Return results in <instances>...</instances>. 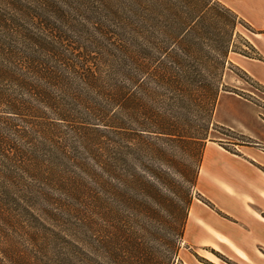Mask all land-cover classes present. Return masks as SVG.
Instances as JSON below:
<instances>
[{
  "label": "trees",
  "instance_id": "trees-1",
  "mask_svg": "<svg viewBox=\"0 0 264 264\" xmlns=\"http://www.w3.org/2000/svg\"><path fill=\"white\" fill-rule=\"evenodd\" d=\"M83 3L29 29L0 9V264H175L211 132L245 139L219 95L258 107L228 54L263 58L218 0Z\"/></svg>",
  "mask_w": 264,
  "mask_h": 264
},
{
  "label": "crops",
  "instance_id": "crops-1",
  "mask_svg": "<svg viewBox=\"0 0 264 264\" xmlns=\"http://www.w3.org/2000/svg\"><path fill=\"white\" fill-rule=\"evenodd\" d=\"M218 1L264 30L258 17L263 9L257 7L260 0ZM253 47L263 61L236 53H230L228 60L264 86V42H253ZM256 107L236 94L218 97L215 123L237 131L250 143L237 146L236 154L213 141L204 145L194 187L196 199L183 232L187 249L195 253L224 250L239 264H264V122ZM184 264L201 263L188 259Z\"/></svg>",
  "mask_w": 264,
  "mask_h": 264
},
{
  "label": "rangeland",
  "instance_id": "rangeland-1",
  "mask_svg": "<svg viewBox=\"0 0 264 264\" xmlns=\"http://www.w3.org/2000/svg\"><path fill=\"white\" fill-rule=\"evenodd\" d=\"M70 2L71 0H0V9L8 12L9 16L17 19L18 22L21 23V25L26 29H29L32 26V24H35L41 21V18H39L40 16L38 17L37 14L42 15L45 18H48L50 11H54V6H55L54 4H57L58 8H62V10L68 11L72 13L73 15L79 14L83 17L86 15L88 16V8L85 7L84 3L80 7V10L74 13L73 7H75V5L71 7L69 4ZM15 5L20 6L21 11L16 13L15 10L10 9L14 7ZM258 6L263 8L262 14L258 15V17L260 19L259 20L260 24H262L264 27V2L263 0H260L259 5H257V7ZM243 21L247 29L241 26L238 27L235 30V34L239 35V37L238 38H235V36L233 37V44L235 47V49L233 48V50H236V51H240V50L242 51L243 49L246 50L245 46L243 45L244 42H249L252 46H253V42H264V30H258L253 24L247 22L245 19ZM66 27H67V24H66ZM230 53H235V52H229V54ZM249 55L253 56L252 52H249ZM228 62L231 63L229 60ZM231 66L232 67H230V69L232 71L227 69L223 75L224 85L232 89L233 87H237L238 90L240 89L244 93L251 94L252 96L254 95L255 100L258 104V107H256L257 111L260 113L261 115L260 118L264 122V93L255 90L250 85L246 84L244 81L239 79V77L236 75V73L239 74V72H237L238 67L235 66L234 64H232ZM213 118H214V114H213ZM213 118H212L213 123L217 124L215 123ZM215 128L216 129L212 131L210 134L211 139L217 144L218 143L222 144L223 147H225L226 149L230 151H236L237 146H240V144H242L240 142L241 140L247 142L246 137L245 139H241L237 137L235 133L233 134L226 133L222 129H219L217 127ZM235 132L239 134L237 131ZM180 152L181 150H176L175 152L176 159L181 157L182 152L181 153ZM193 199H196V194L194 193V191L192 192V200ZM199 254L195 253L194 251L190 249H187V244L183 241V238H182V241L179 244V251H178L177 258L175 260V264H184L185 262L188 261V259L193 262L196 261L201 264H239L235 259L231 258L230 255L227 254L224 250H222V252L215 251V250H208L207 254L203 252H199ZM201 255H205L208 261L205 260L203 257H201Z\"/></svg>",
  "mask_w": 264,
  "mask_h": 264
}]
</instances>
